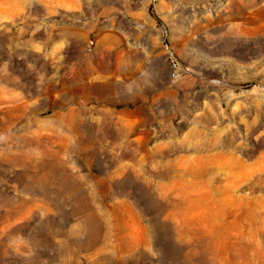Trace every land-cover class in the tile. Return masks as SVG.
<instances>
[{
	"label": "rangeland",
	"instance_id": "obj_1",
	"mask_svg": "<svg viewBox=\"0 0 264 264\" xmlns=\"http://www.w3.org/2000/svg\"><path fill=\"white\" fill-rule=\"evenodd\" d=\"M0 264H264V0H0Z\"/></svg>",
	"mask_w": 264,
	"mask_h": 264
},
{
	"label": "bare ground",
	"instance_id": "obj_2",
	"mask_svg": "<svg viewBox=\"0 0 264 264\" xmlns=\"http://www.w3.org/2000/svg\"><path fill=\"white\" fill-rule=\"evenodd\" d=\"M216 154H218V153H216ZM216 154H215V155H216ZM219 154H220V153H219ZM217 156H218V155H217ZM220 156H221V155H220ZM220 158H221V157H220ZM222 158H223V157H222ZM209 159H210V158H209ZM227 159H228V158H227ZM227 159H226V160H227ZM228 160H229V159H228ZM207 161H208V160H207ZM192 162H193V161H192ZM219 162H220V161H218V163H219ZM238 162H240V161H238ZM218 163H217V164H218ZM227 163H228V162H227ZM227 163H226V164H227ZM234 163H235V162H234ZM220 164H221V163H220ZM222 165H223V164H222ZM224 165H225V161H224ZM179 168H180V167H179ZM181 173H182V172H181ZM229 176H230V175H229ZM174 180H175V179H174ZM220 189H221V188H220ZM183 191H184V190H183ZM187 192H188V190H187ZM190 192H191V191H190ZM183 194H184V193H183ZM195 194H196V193H195ZM180 197H181V196H180ZM180 197H179V198H180ZM184 197L186 198V200H189L188 195L185 194ZM239 198H242V197H239ZM186 200H185V201H186ZM185 201H184V202H185ZM180 202H181V201H180ZM192 202H193V201H192ZM212 202H213V201H212ZM182 204H183V203H182ZM188 204H189V203H188ZM192 204H193V203H192Z\"/></svg>",
	"mask_w": 264,
	"mask_h": 264
}]
</instances>
